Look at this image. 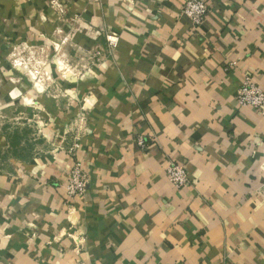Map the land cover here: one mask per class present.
Masks as SVG:
<instances>
[{"label":"crops","instance_id":"crops-1","mask_svg":"<svg viewBox=\"0 0 264 264\" xmlns=\"http://www.w3.org/2000/svg\"><path fill=\"white\" fill-rule=\"evenodd\" d=\"M184 1L0 0V66L15 45L61 53L20 108L40 134L0 121V264H264V114L235 101L246 76L264 90V0H201L195 28ZM74 137L89 183L68 203Z\"/></svg>","mask_w":264,"mask_h":264},{"label":"built area","instance_id":"built-area-1","mask_svg":"<svg viewBox=\"0 0 264 264\" xmlns=\"http://www.w3.org/2000/svg\"><path fill=\"white\" fill-rule=\"evenodd\" d=\"M181 15L189 22L193 28L198 27L204 21L207 15V5L201 0H185L181 9ZM106 50H100L96 56H103L104 52L112 53L116 46V39L106 38ZM235 101L239 107H247L255 112L264 114V90L256 83L255 78L246 76L236 92ZM80 140L76 137L66 148V155L73 162L67 172V180L64 186V198L68 203L76 202L83 198L88 190L89 173L78 157L80 150ZM138 146L145 149V143L142 139L138 141ZM168 182L172 187L180 192L189 184L187 172L185 168L179 164L171 162L165 169ZM73 264H85L77 261Z\"/></svg>","mask_w":264,"mask_h":264},{"label":"rangeland","instance_id":"rangeland-1","mask_svg":"<svg viewBox=\"0 0 264 264\" xmlns=\"http://www.w3.org/2000/svg\"><path fill=\"white\" fill-rule=\"evenodd\" d=\"M6 53L7 54L4 55V58L9 60V66L7 68L5 66L4 68L0 66V71L4 69L2 72L6 73V76L8 74L9 77L2 79L3 83L0 82L2 85H6V82L10 83L12 90H14L15 94L12 103H14L15 109L13 113L9 115L6 110H0V121H6L7 118L11 119L12 128L14 127L19 131L22 130L21 132H23V130L29 125L28 128L31 130V135H34V138H36V136L40 134L36 123L37 121L35 122V118L29 116L28 112L20 109L21 106L24 107L23 104L31 103V101L26 98L25 90L31 89L30 87H35L39 90L46 86H56L52 76L48 73L52 70V64L47 62L46 59H50V57L53 58L56 55H59L58 57H60L61 53L59 51L50 54V52L42 46H23L21 44L15 45L10 50H7ZM84 55L90 63H94L97 59L99 60V56H96L94 52L88 54L84 53ZM65 68L67 70L65 72L68 75H71V66ZM69 142L71 143L72 141ZM69 142L67 144V141H64L57 147L58 150H65L66 147L69 146Z\"/></svg>","mask_w":264,"mask_h":264}]
</instances>
